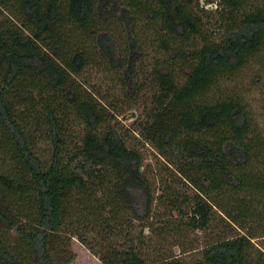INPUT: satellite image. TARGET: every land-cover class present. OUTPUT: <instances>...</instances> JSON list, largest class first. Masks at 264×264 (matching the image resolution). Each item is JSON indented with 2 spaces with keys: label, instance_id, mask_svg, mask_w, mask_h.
<instances>
[{
  "label": "trees",
  "instance_id": "1",
  "mask_svg": "<svg viewBox=\"0 0 264 264\" xmlns=\"http://www.w3.org/2000/svg\"><path fill=\"white\" fill-rule=\"evenodd\" d=\"M261 89L264 0H0V264H264Z\"/></svg>",
  "mask_w": 264,
  "mask_h": 264
},
{
  "label": "rangeland",
  "instance_id": "2",
  "mask_svg": "<svg viewBox=\"0 0 264 264\" xmlns=\"http://www.w3.org/2000/svg\"><path fill=\"white\" fill-rule=\"evenodd\" d=\"M254 101L256 107L264 112V89H261L255 93ZM257 243L259 244V246H261L264 249V241H258ZM72 249L73 252L76 254V258L71 264H102L97 258L92 256L90 252L76 240H74L72 243ZM174 251L177 254H179L177 248Z\"/></svg>",
  "mask_w": 264,
  "mask_h": 264
},
{
  "label": "water",
  "instance_id": "3",
  "mask_svg": "<svg viewBox=\"0 0 264 264\" xmlns=\"http://www.w3.org/2000/svg\"><path fill=\"white\" fill-rule=\"evenodd\" d=\"M135 117V114L132 113L126 117V120H132Z\"/></svg>",
  "mask_w": 264,
  "mask_h": 264
}]
</instances>
